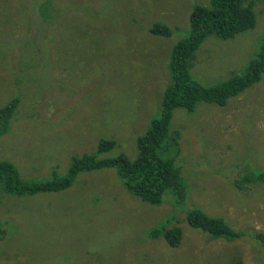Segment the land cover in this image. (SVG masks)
<instances>
[{
  "label": "rangeland",
  "instance_id": "1",
  "mask_svg": "<svg viewBox=\"0 0 264 264\" xmlns=\"http://www.w3.org/2000/svg\"><path fill=\"white\" fill-rule=\"evenodd\" d=\"M42 1L0 0V107L20 97L0 137V161L24 180H44L64 175L72 157L109 138L116 145L106 157L135 159L137 137L158 117L170 81V50L188 36L193 6L209 0H56L51 23L37 14ZM251 3L252 29L228 40L210 36L196 51L190 74L200 84L222 82L254 57L264 38V0L244 2ZM154 22L171 36L151 35ZM170 132L189 189L184 210L171 199L142 203L114 169L81 174L51 195L0 193V264H264V245L251 236L212 238L185 219V210L198 208L236 231L264 234V187L242 194L231 184L248 154L250 167L264 168V75L224 106L174 110ZM173 217L168 226L183 231L178 247L147 238L149 228Z\"/></svg>",
  "mask_w": 264,
  "mask_h": 264
},
{
  "label": "trees",
  "instance_id": "2",
  "mask_svg": "<svg viewBox=\"0 0 264 264\" xmlns=\"http://www.w3.org/2000/svg\"><path fill=\"white\" fill-rule=\"evenodd\" d=\"M245 1L209 0L206 6H193L189 16L188 36L174 44L169 53L167 66L170 81L161 96L159 115L151 120L147 130L137 137L138 155L135 159H129L124 154L106 157L116 145V142L109 138L99 140L94 152L72 157L64 175L52 174L44 180H24L12 163L0 161V193L17 198L51 195L67 191L81 174L114 169L121 187L142 203L157 207L166 199H171L178 209L184 210L183 203L187 199L189 189L183 182L181 168L175 164L180 147L177 134L170 132L173 111L183 109L192 113L199 103L224 106L229 99L259 82L264 75V38L254 57L247 62L243 70L231 74L222 82L204 86L190 74L191 61L208 37L228 40L255 26L253 4L245 5ZM53 2L56 0H43L37 10V14L49 23L54 19V16L49 14ZM148 31L151 35L162 38L171 36L170 28L160 22L152 23ZM19 103L20 97L16 96L0 107V137L8 132ZM172 150V155L165 158L164 156ZM257 153L259 156L260 151ZM251 158L253 157L248 154L236 163L231 184L238 193L244 194L255 187H264V168L250 167L249 163L254 162ZM260 190L264 194V188ZM91 200L93 205L99 201L97 197ZM185 219L188 227L212 238L232 241L249 235L264 245V234L236 231L223 219L209 216L198 208L185 210ZM172 220L174 217L149 228L145 235L151 239L163 238L170 247H178L183 238V231L179 226L169 227ZM5 235L6 229L0 222V241Z\"/></svg>",
  "mask_w": 264,
  "mask_h": 264
}]
</instances>
